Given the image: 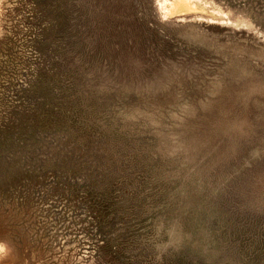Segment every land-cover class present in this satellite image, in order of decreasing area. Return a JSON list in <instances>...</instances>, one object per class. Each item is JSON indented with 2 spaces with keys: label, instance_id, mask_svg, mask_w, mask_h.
Listing matches in <instances>:
<instances>
[{
  "label": "rangeland",
  "instance_id": "rangeland-1",
  "mask_svg": "<svg viewBox=\"0 0 264 264\" xmlns=\"http://www.w3.org/2000/svg\"><path fill=\"white\" fill-rule=\"evenodd\" d=\"M228 1L0 0V131L78 97L110 169L0 140V264H264V0Z\"/></svg>",
  "mask_w": 264,
  "mask_h": 264
},
{
  "label": "trees",
  "instance_id": "trees-1",
  "mask_svg": "<svg viewBox=\"0 0 264 264\" xmlns=\"http://www.w3.org/2000/svg\"><path fill=\"white\" fill-rule=\"evenodd\" d=\"M224 1L226 3L229 2L228 0ZM74 85L72 80L70 86L74 88ZM47 86L51 87L49 83H47ZM62 99L66 100L69 97L63 96ZM47 101L48 103L34 111L32 124L29 126L28 131L27 129H22L19 126L20 124L17 123L18 127H16L11 122L1 128L0 140L6 143L13 142V139L16 138L21 144L26 145L29 144L28 142L31 141V138L39 137L40 134L38 133H42L44 139H50L47 148H50L49 146L52 147L54 144V149L59 151L57 153L58 156L70 162L74 161L73 166L84 167L90 165L91 167L95 162V171L101 167H103L104 171H110L108 165L106 163L103 164L104 161L100 160L103 158L102 150L105 147L107 132L101 131L95 120H89V116H86L82 106H76L81 105L79 98H76V103L65 109L62 107L61 101L57 104L53 103L52 99H47ZM36 139L34 140L37 142ZM67 171L69 174L71 173V176H76L74 170L69 169ZM109 187L108 185L107 188L105 187L103 191L99 192L94 185L88 186L87 191L84 193L85 197L82 198L83 206L92 213L104 218L110 208L107 200L111 199L115 193L113 190H106ZM99 232H101L100 228ZM105 242V245H108V241Z\"/></svg>",
  "mask_w": 264,
  "mask_h": 264
}]
</instances>
